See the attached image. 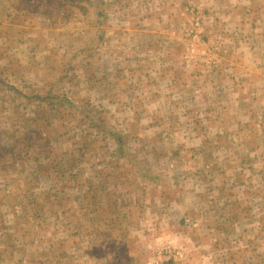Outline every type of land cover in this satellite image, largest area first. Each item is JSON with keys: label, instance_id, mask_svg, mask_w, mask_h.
<instances>
[{"label": "rangeland", "instance_id": "rangeland-1", "mask_svg": "<svg viewBox=\"0 0 264 264\" xmlns=\"http://www.w3.org/2000/svg\"><path fill=\"white\" fill-rule=\"evenodd\" d=\"M19 2L0 0V264H129L119 221L132 264H264V4Z\"/></svg>", "mask_w": 264, "mask_h": 264}, {"label": "crops", "instance_id": "crops-1", "mask_svg": "<svg viewBox=\"0 0 264 264\" xmlns=\"http://www.w3.org/2000/svg\"><path fill=\"white\" fill-rule=\"evenodd\" d=\"M257 3H258V5H260L259 3H261V5H262V4H264V0H257ZM126 206L129 209V206L130 207L132 206V200L129 199ZM127 213H128V210H127ZM112 222H113V220H112ZM118 223H119L118 225H117V223H113L114 227L111 226L112 227L111 230L107 227V229L109 230V231L108 230L107 231L109 233H112L111 234L112 236L109 238L112 239V241L117 242V244L119 245V247L117 248L118 250L115 252L116 254H118V255H116L117 258L123 257L126 255V253L123 252V250L126 248L127 249V255H129L128 262H129V264H132V261H134V259L130 258L131 257V251H133L134 247H136L135 242L137 241V238L139 237L141 239V236H138L136 234V232H133V235H135V236L132 238V236L129 234V232L127 233V231H129V228L127 226H122L123 224L121 225L120 221ZM105 237H107V236H105ZM134 238H136V241H134ZM134 264H137V263L134 262Z\"/></svg>", "mask_w": 264, "mask_h": 264}, {"label": "trees", "instance_id": "trees-1", "mask_svg": "<svg viewBox=\"0 0 264 264\" xmlns=\"http://www.w3.org/2000/svg\"><path fill=\"white\" fill-rule=\"evenodd\" d=\"M72 0H20V2H19V4H18V6L20 7H22L23 9H25V10H30V9H39V8H43V9H41V13L43 12V13H47V11L50 9V6H52V4H55V3H57V6L58 7H61V5H62V3H69V2H71ZM74 1H76V2H80L81 0H74ZM42 13V14H43ZM102 129V128H101ZM117 136H114V138H116ZM120 139V138H119ZM43 140H45V138H43ZM47 141V142H46ZM118 142H119V140H118ZM47 145H49L48 144V138H46V140H45V143L43 144V145H41V146H43V149H44V153L45 154H47V153H50V150L48 149V146ZM48 149V151L47 152H45V149ZM40 153V152H39ZM47 157V159L49 158L48 156H46ZM46 165V164H45ZM39 169H41V173H43V172H47V170L48 171H50V168H49V166H48V169L46 168V166H44V165H39V167H38ZM112 233H110V234H108V236L109 237H111L112 235H111ZM110 241H112V239L110 240Z\"/></svg>", "mask_w": 264, "mask_h": 264}]
</instances>
